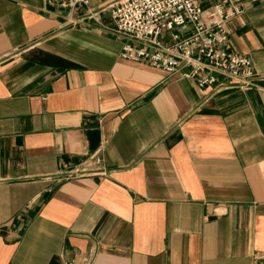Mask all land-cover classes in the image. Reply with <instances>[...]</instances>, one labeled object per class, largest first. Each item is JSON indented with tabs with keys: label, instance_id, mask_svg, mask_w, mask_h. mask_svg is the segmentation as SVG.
Instances as JSON below:
<instances>
[{
	"label": "crops",
	"instance_id": "crops-1",
	"mask_svg": "<svg viewBox=\"0 0 264 264\" xmlns=\"http://www.w3.org/2000/svg\"><path fill=\"white\" fill-rule=\"evenodd\" d=\"M111 1L0 0V264H264V77L124 60ZM227 28L264 76V0Z\"/></svg>",
	"mask_w": 264,
	"mask_h": 264
},
{
	"label": "built area",
	"instance_id": "built-area-1",
	"mask_svg": "<svg viewBox=\"0 0 264 264\" xmlns=\"http://www.w3.org/2000/svg\"><path fill=\"white\" fill-rule=\"evenodd\" d=\"M46 1L70 12L81 8L89 17L94 12L91 0ZM252 1L256 0H113L97 13L107 12L111 24H101L102 28L123 39L120 58L192 78L201 89L216 84L217 76L243 88L264 76L248 57L223 46L228 41L227 23ZM94 19L100 22L99 15ZM94 161L97 166L90 171L103 172L100 156ZM91 261L89 254L83 264Z\"/></svg>",
	"mask_w": 264,
	"mask_h": 264
}]
</instances>
